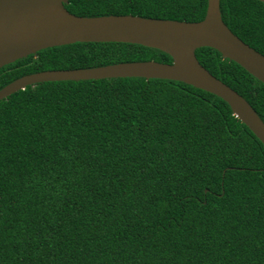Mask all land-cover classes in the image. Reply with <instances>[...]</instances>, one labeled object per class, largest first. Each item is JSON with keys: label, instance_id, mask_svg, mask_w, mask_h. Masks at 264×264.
I'll use <instances>...</instances> for the list:
<instances>
[{"label": "trees", "instance_id": "trees-1", "mask_svg": "<svg viewBox=\"0 0 264 264\" xmlns=\"http://www.w3.org/2000/svg\"><path fill=\"white\" fill-rule=\"evenodd\" d=\"M80 17L199 22L207 0H69ZM264 55V3L220 0ZM199 63L264 122V84L212 48ZM172 58L75 43L0 68L29 74ZM0 264H264V146L221 98L144 78L44 82L0 100Z\"/></svg>", "mask_w": 264, "mask_h": 264}, {"label": "water", "instance_id": "water-1", "mask_svg": "<svg viewBox=\"0 0 264 264\" xmlns=\"http://www.w3.org/2000/svg\"><path fill=\"white\" fill-rule=\"evenodd\" d=\"M264 3V0H258ZM69 0H0V68L47 48L75 43H128L160 50L171 64L129 62L88 69L53 70L25 75L0 90V100L44 82L115 78L182 82L225 101L264 146V122L236 91L210 74L196 50L212 48L264 84V55L239 39L222 20L220 0H207L199 22L139 16L80 17L70 13Z\"/></svg>", "mask_w": 264, "mask_h": 264}]
</instances>
